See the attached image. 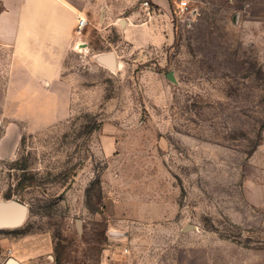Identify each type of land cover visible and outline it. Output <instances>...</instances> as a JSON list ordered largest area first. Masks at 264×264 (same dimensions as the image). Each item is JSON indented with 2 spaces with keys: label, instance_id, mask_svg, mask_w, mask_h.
I'll return each instance as SVG.
<instances>
[{
  "label": "rangeland",
  "instance_id": "obj_1",
  "mask_svg": "<svg viewBox=\"0 0 264 264\" xmlns=\"http://www.w3.org/2000/svg\"><path fill=\"white\" fill-rule=\"evenodd\" d=\"M145 1L90 14L60 118L0 154V264H264V0Z\"/></svg>",
  "mask_w": 264,
  "mask_h": 264
},
{
  "label": "crops",
  "instance_id": "obj_2",
  "mask_svg": "<svg viewBox=\"0 0 264 264\" xmlns=\"http://www.w3.org/2000/svg\"><path fill=\"white\" fill-rule=\"evenodd\" d=\"M145 2L160 16L172 17L178 8V0ZM109 4V0H0V154H15L29 131L60 118L61 105L71 94L63 75L66 60L78 33L90 23V14L99 13L104 22L120 6ZM79 18L86 22L80 31ZM122 21L125 28L126 20ZM256 191L263 192L261 205L264 188Z\"/></svg>",
  "mask_w": 264,
  "mask_h": 264
},
{
  "label": "water",
  "instance_id": "obj_3",
  "mask_svg": "<svg viewBox=\"0 0 264 264\" xmlns=\"http://www.w3.org/2000/svg\"><path fill=\"white\" fill-rule=\"evenodd\" d=\"M94 59L98 65L112 72L116 70L117 65L114 53H101L95 56ZM25 212V204L18 200L10 201L0 206V229L20 226L24 221ZM7 264H14V261L9 260Z\"/></svg>",
  "mask_w": 264,
  "mask_h": 264
},
{
  "label": "built area",
  "instance_id": "obj_4",
  "mask_svg": "<svg viewBox=\"0 0 264 264\" xmlns=\"http://www.w3.org/2000/svg\"><path fill=\"white\" fill-rule=\"evenodd\" d=\"M190 0H178V8L176 10V15H183L184 13H186V11H188V3H189ZM145 6H147V3L145 2L144 3ZM193 13V10L191 11H188L187 14H192ZM85 20L82 19V18H79L78 20V27H77V30L80 31L84 25H85Z\"/></svg>",
  "mask_w": 264,
  "mask_h": 264
},
{
  "label": "trees",
  "instance_id": "obj_5",
  "mask_svg": "<svg viewBox=\"0 0 264 264\" xmlns=\"http://www.w3.org/2000/svg\"><path fill=\"white\" fill-rule=\"evenodd\" d=\"M173 19V18H172Z\"/></svg>",
  "mask_w": 264,
  "mask_h": 264
}]
</instances>
